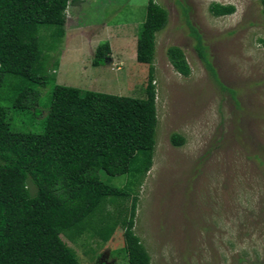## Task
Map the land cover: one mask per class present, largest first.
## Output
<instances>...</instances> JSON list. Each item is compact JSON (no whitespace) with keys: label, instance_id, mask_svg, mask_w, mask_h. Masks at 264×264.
Segmentation results:
<instances>
[{"label":"rangeland","instance_id":"rangeland-1","mask_svg":"<svg viewBox=\"0 0 264 264\" xmlns=\"http://www.w3.org/2000/svg\"><path fill=\"white\" fill-rule=\"evenodd\" d=\"M153 1L167 16L152 33L146 61L137 58L136 41L147 0H77L75 14L66 9L65 37L40 26L39 62L48 81L39 87V106L47 103L52 84L152 97L157 122L150 164L133 176L99 171L103 182L127 189L107 209H122L119 218L126 217L136 195L132 230L150 264H264V15L259 0ZM212 2L231 4L234 11L214 16L208 10ZM188 25L199 33L217 82L198 57ZM104 42V64L92 66L96 45ZM171 45L181 49L188 75L169 64L165 50ZM18 80L4 76L2 105L9 106ZM43 113L7 110L15 131L40 132ZM172 132L183 137L182 144L170 143ZM122 230L117 223L105 242L86 233L75 242L63 240L80 264H128L120 250Z\"/></svg>","mask_w":264,"mask_h":264},{"label":"trees","instance_id":"trees-1","mask_svg":"<svg viewBox=\"0 0 264 264\" xmlns=\"http://www.w3.org/2000/svg\"><path fill=\"white\" fill-rule=\"evenodd\" d=\"M72 2L77 0H0V91L5 75L19 79L9 106L0 103V264H80L65 241L75 242L86 233L105 242L117 223L123 225L120 250L127 263L150 264L132 230L136 195L128 216L120 219L122 209L112 211L106 205L125 197L127 189L103 182L99 171L133 176L148 168L157 122L152 97L52 84L47 103L39 106V87L48 81L39 62V27L49 25L56 38L62 36L64 10ZM259 4L264 15V0ZM208 10L221 16L231 14L234 6L212 2ZM183 13L186 17L185 9ZM166 16L163 7L147 0L136 41L138 59H150L152 33ZM188 27L198 57L217 82L199 33ZM107 51V42L97 44L90 64H104ZM165 53L178 74H189L180 48L171 45ZM146 90L149 93L151 86ZM8 108L36 115L44 110L41 131L13 130ZM169 141L178 146L183 137L172 132Z\"/></svg>","mask_w":264,"mask_h":264},{"label":"crops","instance_id":"crops-1","mask_svg":"<svg viewBox=\"0 0 264 264\" xmlns=\"http://www.w3.org/2000/svg\"><path fill=\"white\" fill-rule=\"evenodd\" d=\"M77 3V2H76ZM76 3H72V4H70V5H68V7L70 6V9H68V13L70 12L71 14H73L74 13V11H73V8H74V6L76 5ZM75 14V13H74ZM69 16V15H68ZM70 17V16H69ZM68 18V17H67ZM71 18V17H70ZM65 24H67V20H66V23ZM64 24V26L63 27H65L66 25ZM78 26H77V20H76V26L74 27V28H77ZM63 29V37H65V35L67 34L66 32L67 31H65V28H62ZM72 33H73V31H72ZM68 36V35H67ZM67 36H66V38H67ZM62 37V36H61ZM58 62L56 61H54V62H52V65H55L56 67H57V65H58V68H60V62L57 64ZM58 83H61V82H58Z\"/></svg>","mask_w":264,"mask_h":264},{"label":"clouds","instance_id":"clouds-1","mask_svg":"<svg viewBox=\"0 0 264 264\" xmlns=\"http://www.w3.org/2000/svg\"><path fill=\"white\" fill-rule=\"evenodd\" d=\"M72 3H74V2H72ZM72 3H69L68 5H70V4H72ZM68 5H67V7H68ZM67 7H66L65 10H64V14H66V9H67Z\"/></svg>","mask_w":264,"mask_h":264}]
</instances>
